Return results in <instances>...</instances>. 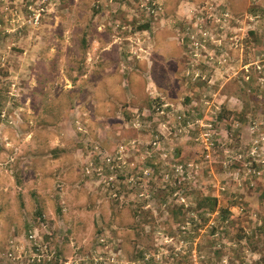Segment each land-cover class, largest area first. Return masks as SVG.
<instances>
[{
  "label": "rangeland",
  "instance_id": "374dc122",
  "mask_svg": "<svg viewBox=\"0 0 264 264\" xmlns=\"http://www.w3.org/2000/svg\"><path fill=\"white\" fill-rule=\"evenodd\" d=\"M182 2L0 0V264H264V0Z\"/></svg>",
  "mask_w": 264,
  "mask_h": 264
},
{
  "label": "built area",
  "instance_id": "2783aa9c",
  "mask_svg": "<svg viewBox=\"0 0 264 264\" xmlns=\"http://www.w3.org/2000/svg\"><path fill=\"white\" fill-rule=\"evenodd\" d=\"M38 15L34 16V21L36 22ZM78 129V128H77ZM79 130V129H78ZM264 138L259 139V143L263 142ZM254 143H257L256 141ZM209 147V146H208ZM122 150V147H120ZM103 158V163L110 164L112 160ZM86 174L88 170L86 169ZM35 227H30L26 230L23 244L20 246L16 239H9L6 242V247L3 253L2 258L8 264H16L17 262L23 264H50L53 260V252L46 248V246L41 242L37 236ZM41 230L45 229V225L40 226ZM65 264V263H64Z\"/></svg>",
  "mask_w": 264,
  "mask_h": 264
},
{
  "label": "trees",
  "instance_id": "16d2710c",
  "mask_svg": "<svg viewBox=\"0 0 264 264\" xmlns=\"http://www.w3.org/2000/svg\"><path fill=\"white\" fill-rule=\"evenodd\" d=\"M94 12H95V10H94ZM146 27H147V24L144 23L139 28L141 30H143V29H146ZM4 91L5 90H2L0 92V98L4 97V94H5ZM0 105H1V103H0ZM223 113H225V112L223 111ZM245 118L246 117H245V114H244V111H243V113L242 112H237L235 115H233V117L231 119L235 120L236 123L241 124V123H243L245 121ZM220 120H223V118H221ZM229 127H232V126H229ZM154 168L157 169L156 171L158 173H160V170H159L158 166H155ZM183 187H184V184L181 185L178 188L183 191ZM166 188L169 189V190L178 189V188H173L171 185H166ZM199 194H200V196L197 198V200L194 203V210L198 214L202 213L203 211L213 212L216 209L215 198L213 196L209 195V194H205V195H203L202 193H199ZM219 212H220V218L223 219L224 216H225V212L221 211V210H219ZM184 213L185 212L183 211L181 206L170 210V216L172 217L174 223H176V221H179L183 217ZM252 237H254V235H252L251 238ZM251 238L245 237L244 244L245 245H249L251 243V241H250ZM57 255H58V252H57ZM52 264H59V263L58 262H53Z\"/></svg>",
  "mask_w": 264,
  "mask_h": 264
},
{
  "label": "crops",
  "instance_id": "0c3cea01",
  "mask_svg": "<svg viewBox=\"0 0 264 264\" xmlns=\"http://www.w3.org/2000/svg\"><path fill=\"white\" fill-rule=\"evenodd\" d=\"M186 5H187L186 2H182L181 4H178V0H170V6L169 7L167 6V7L171 9V13H172L171 15H173L174 17H170L169 19L174 18L173 20L171 19L173 22H178V21L181 22L184 19H187V15L185 14L187 11L185 12V10H183L184 8L185 9L187 8ZM174 8H176L175 12L172 11V9H174ZM172 21H171V23H172ZM149 29L150 28L146 27V29H143L141 31H143V33H145L147 31H149ZM167 29L170 32V36H172L173 32L169 28H167ZM162 33L163 34L167 33V30H165V32H162ZM169 40H172V38H169Z\"/></svg>",
  "mask_w": 264,
  "mask_h": 264
}]
</instances>
